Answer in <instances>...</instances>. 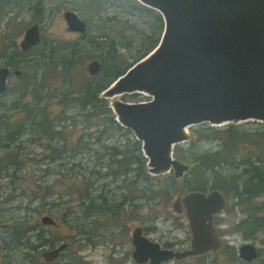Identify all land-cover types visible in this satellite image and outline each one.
Wrapping results in <instances>:
<instances>
[{
  "label": "rangeland",
  "instance_id": "rangeland-1",
  "mask_svg": "<svg viewBox=\"0 0 264 264\" xmlns=\"http://www.w3.org/2000/svg\"><path fill=\"white\" fill-rule=\"evenodd\" d=\"M35 2L12 0L0 7V49L12 43L18 49L24 29L37 23L40 40L21 52L24 64L16 69L25 76L33 75L37 66L46 62L51 45L68 41L75 50L71 55L74 63L69 71V87L67 67L55 64L54 68L37 70L40 83L35 90L32 83L24 85L19 75L9 72L6 90L0 94V264H136L130 255V234L137 226L148 239L161 245L167 243L174 249L188 247L190 233L184 211L174 212L171 203L186 193L182 180L187 177L190 165L181 161L186 169L180 177H174L172 170L149 174L146 165L140 178L133 170L125 176L114 175L121 168L110 162L106 147L115 145L123 149L126 137L134 138L133 134L130 131L122 135L110 129L100 133L104 123L101 116L86 119L85 111H78V106L66 101L68 88L69 96L77 95L86 78L91 77L86 72L90 60L96 59L101 67L106 58L105 47L110 42L123 63H134L133 59L146 44L144 38L153 34V13L136 0H40L42 18L34 21L32 4ZM66 9L85 21L83 34L66 30L62 18ZM4 61L0 56V65ZM98 97L102 98L100 93ZM104 99L108 105L114 99L146 101V95L133 93ZM43 117L59 122L60 139L46 140L42 136L36 122ZM228 124H233L237 133L247 137L264 125L256 120H244L216 127ZM17 126L22 129L21 133L14 140H7ZM190 127L186 140L177 144L186 153L198 154L218 148L214 140L195 141ZM60 148L62 151L57 157L53 149ZM7 153L17 156L18 168L7 165ZM50 155L54 158H49ZM219 171L227 174L236 170L223 165ZM169 178L174 179L176 185L167 192ZM82 194H87L95 203L104 198L110 205L125 197L132 200H126L117 213L100 209L88 214L81 205ZM263 202L264 194L244 206L236 205L232 209L228 205L214 216L213 224L222 245L234 249L236 260L218 250L164 264H264V229L251 238L232 231L252 206ZM263 212L262 209L258 214ZM43 215L51 216L55 224H41ZM216 218L218 223L215 224ZM12 233L19 239L17 242L10 241ZM40 234L51 240L52 245L42 243ZM61 242L67 243V247L58 260L44 261L41 252ZM244 242H250L259 251V256L251 262L237 256V248Z\"/></svg>",
  "mask_w": 264,
  "mask_h": 264
},
{
  "label": "water",
  "instance_id": "water-1",
  "mask_svg": "<svg viewBox=\"0 0 264 264\" xmlns=\"http://www.w3.org/2000/svg\"><path fill=\"white\" fill-rule=\"evenodd\" d=\"M157 12L162 21L159 39L144 56L114 78L102 98L145 93L150 99L131 102L114 99L108 108L114 120L140 142L149 174L173 171L180 177L186 164L173 157L175 145L187 138V128L200 123L220 126L256 120L264 124V0H136ZM66 30L82 33L85 22L64 10ZM40 40L39 25H28L17 47L27 51ZM96 59L86 64L90 76L98 73ZM7 66H0V94L6 90ZM12 74L18 76L19 69ZM226 205L218 189L193 190L175 198L174 212L184 211L189 246L163 249L135 227L130 234L131 258L141 264H158L216 252L222 242L213 224ZM43 225H54L49 215ZM67 243L42 251L44 261L57 259ZM237 256L250 262L258 249L250 242L237 248ZM85 264V263H81Z\"/></svg>",
  "mask_w": 264,
  "mask_h": 264
},
{
  "label": "trees",
  "instance_id": "trees-1",
  "mask_svg": "<svg viewBox=\"0 0 264 264\" xmlns=\"http://www.w3.org/2000/svg\"><path fill=\"white\" fill-rule=\"evenodd\" d=\"M10 1L12 0H0V7L2 5L5 7ZM32 9L34 21L42 18V4L40 0H36V2L32 4ZM145 9L153 13V34L144 38L146 44L140 49V54L133 59L134 62L155 46L162 27L160 15L152 9L147 7H145ZM67 47V43H55V45H51L49 48V56H46V62L37 66L34 74L31 76H25L23 72H20L19 80H23L24 85L32 83V87L35 90L40 83V78L37 79L38 69L42 67L54 68L55 64H61L66 67L67 51L65 52L66 54H64L63 51L67 50ZM105 49L106 58H104L105 61L99 68L97 75L87 77L80 88V92L77 95L69 96V102L78 106V111H85L84 116L86 119L93 116H101L100 118L104 123L103 130L100 131V133H106V130L108 131V129H110L114 132L119 131L122 135H128L130 130L121 127L114 120V115H112L108 108L106 100L98 96L114 78L122 74L133 62L128 64L123 63L120 55L115 53L113 42H110ZM73 52H75L74 48L69 46V71L74 63L73 57L71 58ZM21 54V51H19L13 43L6 44L0 49V56L5 58L3 65L9 64L11 69L17 68L19 64H24V60L20 58ZM42 119V122H45L46 125L38 129L46 133L50 138L53 136L54 138L60 139L59 134L61 130H59L56 125H51L49 123L51 120L45 119L44 117ZM56 122L58 123V121ZM194 126V128H190L195 137V141L214 140L218 142V148L210 152L206 151L198 154L190 153L189 155L180 146H174L173 157L180 161L187 162L190 165L188 169V175H190H187V177L182 180V186L186 192L218 189L226 198L225 207L229 205L228 207L232 209L236 205L244 206L252 199L264 194V125L258 127L252 134L248 135V137L237 133L234 130L235 126L233 124H228L222 128L209 125L208 123H200ZM21 131L22 129L17 126L11 137L7 140H14ZM122 146L124 147L123 149H117L115 145L106 147V149H109L110 162H113L116 167L121 168L117 171L118 173L115 172L114 175L123 174L125 176L129 170H133L137 178L142 177L145 172V158L141 153L140 142L134 138L129 139L126 137ZM53 151H56L55 155L59 157L62 149H53ZM117 156H119V158H116ZM6 157L8 158L7 165L14 168L19 167L17 156L7 153ZM49 158L54 157L50 155ZM223 165L233 166L236 171L222 174L219 169ZM169 180V185L165 187L168 189L166 190L167 192L171 191L176 185L174 179L169 178ZM81 199V205H84L88 214L97 212L100 209L106 212L110 211L112 213H117L126 200H132L130 197H125L119 203L110 205L106 203L104 198L101 202L95 203L93 200L88 199L87 194H82ZM87 200L88 203H85ZM227 201H230V203L227 204ZM260 206H252L245 214V217L232 227V231L239 232L245 238H251L254 234L263 230L264 212L263 214H258V212L262 209L264 210V202ZM216 219L215 224L218 223V218ZM17 239L18 238H16V241ZM39 239L42 243L48 242L52 245V241L46 239L44 236H39ZM219 250L226 252L229 259H237L232 247L223 244Z\"/></svg>",
  "mask_w": 264,
  "mask_h": 264
},
{
  "label": "flooded vegetation",
  "instance_id": "flooded-vegetation-1",
  "mask_svg": "<svg viewBox=\"0 0 264 264\" xmlns=\"http://www.w3.org/2000/svg\"><path fill=\"white\" fill-rule=\"evenodd\" d=\"M84 21V20H83ZM85 22V21H84ZM86 25V24H85ZM76 33H78V32H76ZM84 32H82V33H79V34H83ZM67 55H66V69H67V79H68V87H69V41L67 42ZM20 51V50H19ZM0 66H7L8 67V69H9V72H12V70L14 69V68H10V65L9 64H7V65H0ZM16 69V68H15ZM66 101L69 103V88H68V95H67V97H66ZM40 115H42V113H40ZM45 119H48V118H46L45 117ZM51 120V119H50ZM43 121V119L41 118V119H38L37 118V122H36V127H38V128H42L43 126H45L46 125V123L45 122H42ZM57 121V120H56ZM52 122V121H50L49 123L51 124V125H56V126H58V123L57 122ZM60 127H62V125L60 126ZM39 131L40 132H42V136L47 140V139H49V140H52V139H55L53 136H52V138H50V137H48L47 136V134L46 133H44L43 131H41L40 129H39ZM47 136V137H46ZM142 229V228H141ZM80 234H83V232L82 231H80V230H77ZM142 234H143V232H142ZM13 235V236H12ZM12 235H11V239H10V241L12 242H17L18 241V239H17V241H16V238H17V236H15V233L13 234L12 233ZM40 236H41V234H40ZM13 238H15V239H13ZM41 241V240H40ZM152 241H154V240H152ZM157 242V241H156ZM158 243V242H157ZM159 245H160V248H163V249H169L170 248V246L167 244V243H163L162 245L159 243ZM56 246V245H55ZM55 246H53V247H51V248H54ZM189 246V245H188ZM67 247V246H66ZM65 247V248H66ZM51 248H49V249H51ZM65 248L63 249V250H65ZM186 248V247H185ZM171 249H174V248H172L171 247ZM62 250V251H63ZM62 251H61V253H62ZM259 252V251H258ZM42 253V252H41ZM61 253H60V255H61ZM60 255H59V257H60ZM130 255H131V253H130ZM58 257V258H59ZM188 257H196V256H188ZM188 257H186V258H188ZM58 258L57 259H54V260H52V261H47V262H55L56 260H58ZM182 259H184V258H182ZM176 259H172V260H168V261H165V262H161V263H158V264H164V263H167V262H173V261H175ZM181 260V259H180ZM178 261V260H177ZM246 262V261H245ZM251 262V261H250ZM81 263H85V262H80V263H77V264H81ZM145 263H148V264H150L148 261L147 262H144V263H141V264H145ZM70 264H72V263H70ZM85 264H87V263H85ZM137 264V263H136Z\"/></svg>",
  "mask_w": 264,
  "mask_h": 264
}]
</instances>
